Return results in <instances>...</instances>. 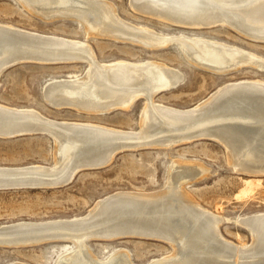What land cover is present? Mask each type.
<instances>
[{
	"label": "bare ground",
	"instance_id": "1",
	"mask_svg": "<svg viewBox=\"0 0 264 264\" xmlns=\"http://www.w3.org/2000/svg\"><path fill=\"white\" fill-rule=\"evenodd\" d=\"M17 2L44 21H76L86 35L147 49L175 45L187 64L217 75L233 74L244 67L264 71V58L255 53L203 36L171 37L138 27L120 18L105 0ZM130 6L179 25L220 23L251 40L264 42V0H130ZM14 61L87 65L81 76L55 79L44 87L45 101L55 108L108 114L129 110L139 99L144 104L139 129L123 130L90 122L52 120L34 108L0 103V136L39 132L53 139L56 152L52 165L0 166V179L25 174L39 177V181L59 178L61 183H71L82 168L106 167L124 149L172 148L193 139L222 144L236 172L264 176V80L228 82L195 106L179 109L155 101L158 94L183 81L184 74L176 68L152 60L100 61L86 39L37 33L0 22V72ZM208 172L199 164L175 161L162 191H119L96 201L82 216L1 225L0 245L25 247L56 242L72 246V251L56 264H135L125 250L99 258L88 242L144 238L165 242L171 248L168 256L147 264H264V212L235 220L251 235L250 243L235 244L220 229L230 219L202 207L187 192V185Z\"/></svg>",
	"mask_w": 264,
	"mask_h": 264
},
{
	"label": "rangeland",
	"instance_id": "2",
	"mask_svg": "<svg viewBox=\"0 0 264 264\" xmlns=\"http://www.w3.org/2000/svg\"><path fill=\"white\" fill-rule=\"evenodd\" d=\"M105 1L115 8L120 18L138 27L171 37L181 34L203 36L264 58V42L245 38L226 26L190 30L137 12L131 8L130 0ZM0 22L37 33L86 39L100 61L152 60L176 68L184 74L183 81L176 88L158 94L155 101L179 109L195 106L228 82L264 80V71L253 67H244L229 75H217L192 66L187 64L175 45L147 49L137 44L86 35L78 22L68 19L41 20L17 0H0ZM86 68L84 63L44 65L31 62L13 66L0 76V103L34 108L52 120L90 122L123 130L139 129L143 99L137 100L129 110L108 114L59 109L45 101L43 89L47 84L55 79L79 77ZM54 147L53 139L43 134L0 138V166L52 165L56 154ZM175 161L199 164L209 171L187 185V192L202 207L230 219V222L226 221L220 227L227 240L242 245L250 243L249 231L235 223V220L264 212V176L253 177L236 172L229 164L224 146L211 139H193L172 148L150 147L122 152L106 167L82 171L71 183L61 188L0 191V226L21 221L42 222L82 216L96 201L119 191H162L169 177V167ZM88 243L91 252L99 258L125 250L135 264H147L171 252L169 244L144 238H124L110 242L95 240ZM72 249V246H61V243L56 242L25 247L0 246V264L13 261L56 264Z\"/></svg>",
	"mask_w": 264,
	"mask_h": 264
},
{
	"label": "water",
	"instance_id": "3",
	"mask_svg": "<svg viewBox=\"0 0 264 264\" xmlns=\"http://www.w3.org/2000/svg\"><path fill=\"white\" fill-rule=\"evenodd\" d=\"M155 18V17H154ZM165 22H168L166 20H164ZM177 26H182L185 28H188L190 30H195V29H199V28H209L212 26H216V25H221L220 23H216L215 25H211V26H205V25H198L196 27H190V26H186V25H179V24H175L172 22H168ZM226 26L228 28L233 29L232 27H229L227 25H223ZM235 32L241 34L242 36H244L246 38V36L244 34H242L240 31L233 29ZM34 61H14V62H10L8 63V65L0 72V76L1 74L8 70L9 68L16 66L18 64H22V63H31ZM37 63V62H34ZM40 134L39 132H34V133H22V134H18V135H8V136H0V138H6V139H11V138H17V137H23L26 135H38ZM123 152L128 151V149H124L122 150ZM121 151V152H122ZM103 165H97V166H90V167H84L81 169V171L78 172H82L85 170H96V169H100L102 168ZM61 179L59 178H51V179H47L45 181H39V177H35V176H25V174H22L21 176H16V177H9L6 176L3 179H0V191H11V190H34V189H56V188H61L64 187L66 185H68L70 183L69 182H64L61 183L60 181ZM30 245V244H29ZM28 245V246H29ZM2 247H8L5 245H0ZM24 246V245H22ZM27 246V245H26ZM33 246V245H31Z\"/></svg>",
	"mask_w": 264,
	"mask_h": 264
},
{
	"label": "built area",
	"instance_id": "4",
	"mask_svg": "<svg viewBox=\"0 0 264 264\" xmlns=\"http://www.w3.org/2000/svg\"><path fill=\"white\" fill-rule=\"evenodd\" d=\"M263 180H264V178H263Z\"/></svg>",
	"mask_w": 264,
	"mask_h": 264
}]
</instances>
